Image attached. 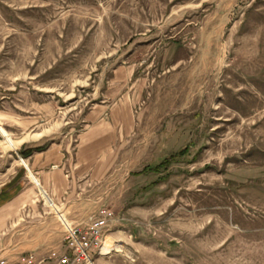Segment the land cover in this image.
Returning <instances> with one entry per match:
<instances>
[{
	"label": "rangeland",
	"instance_id": "1",
	"mask_svg": "<svg viewBox=\"0 0 264 264\" xmlns=\"http://www.w3.org/2000/svg\"><path fill=\"white\" fill-rule=\"evenodd\" d=\"M0 90L43 147L131 105L111 173L82 190L84 217L118 219L92 264H264V0H0Z\"/></svg>",
	"mask_w": 264,
	"mask_h": 264
},
{
	"label": "crops",
	"instance_id": "2",
	"mask_svg": "<svg viewBox=\"0 0 264 264\" xmlns=\"http://www.w3.org/2000/svg\"><path fill=\"white\" fill-rule=\"evenodd\" d=\"M96 106L76 138L71 131L65 132L61 140L40 151L35 149L43 147L51 135L39 128L41 117L34 116L27 128L26 117L0 106V128L15 142L9 155L12 162L0 172V257L33 253L43 258L50 251L64 252V226L44 211L51 208L49 203L64 212L62 217L70 225L84 226L95 217L82 214V190L107 179L115 164L116 145L135 125L131 105ZM6 126L14 129L6 130ZM18 237L23 242L15 244Z\"/></svg>",
	"mask_w": 264,
	"mask_h": 264
},
{
	"label": "built area",
	"instance_id": "3",
	"mask_svg": "<svg viewBox=\"0 0 264 264\" xmlns=\"http://www.w3.org/2000/svg\"><path fill=\"white\" fill-rule=\"evenodd\" d=\"M60 221L64 226V252L50 251L43 258L33 253L0 257V264H92L93 254L102 247L105 233L118 219L112 211L102 209L83 227L67 224L64 219Z\"/></svg>",
	"mask_w": 264,
	"mask_h": 264
},
{
	"label": "trees",
	"instance_id": "4",
	"mask_svg": "<svg viewBox=\"0 0 264 264\" xmlns=\"http://www.w3.org/2000/svg\"><path fill=\"white\" fill-rule=\"evenodd\" d=\"M44 149V147H41V148H37L35 149V151H40ZM187 152V149H183L181 151H179L178 153H175L174 155H170L169 158L171 159H164L161 163L157 164L156 166H153V167H146L144 168L140 173L138 174H143V175H147V174H151V175H155V176H158L159 173H161V171L166 168V167H169V165L171 164V162H173V158H177L179 156H184ZM159 180V179H158Z\"/></svg>",
	"mask_w": 264,
	"mask_h": 264
},
{
	"label": "bare ground",
	"instance_id": "5",
	"mask_svg": "<svg viewBox=\"0 0 264 264\" xmlns=\"http://www.w3.org/2000/svg\"><path fill=\"white\" fill-rule=\"evenodd\" d=\"M49 202H50V201H49ZM51 207L53 208L54 206H51ZM104 249H105V248H104ZM104 249H103V250H104ZM102 252H103V251H102Z\"/></svg>",
	"mask_w": 264,
	"mask_h": 264
}]
</instances>
